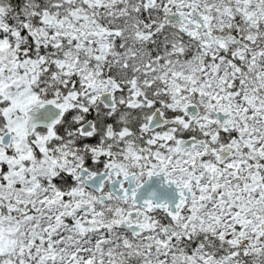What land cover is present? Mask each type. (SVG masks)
Instances as JSON below:
<instances>
[{"label": "snow or ice", "instance_id": "snow-or-ice-1", "mask_svg": "<svg viewBox=\"0 0 264 264\" xmlns=\"http://www.w3.org/2000/svg\"><path fill=\"white\" fill-rule=\"evenodd\" d=\"M0 264H264V0H0Z\"/></svg>", "mask_w": 264, "mask_h": 264}]
</instances>
